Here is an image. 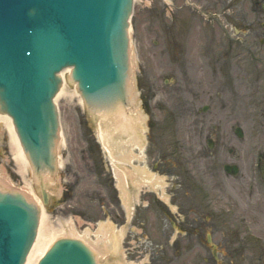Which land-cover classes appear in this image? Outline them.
<instances>
[{
  "label": "rangeland",
  "instance_id": "obj_1",
  "mask_svg": "<svg viewBox=\"0 0 264 264\" xmlns=\"http://www.w3.org/2000/svg\"><path fill=\"white\" fill-rule=\"evenodd\" d=\"M148 5V0H136L131 31L132 57L152 84L150 111L140 122V144H128L126 135L114 136L112 159L100 141V118L85 106L67 72L69 88L57 98L63 134L58 150L60 167L57 175L44 182L49 204H43L32 171L25 177L18 173L4 127H0V172L15 189L25 194L23 189L28 190L32 199L40 200L45 245L72 237L71 224L78 235L92 230L90 242L96 243L95 231L101 224L111 223L115 234L121 236L118 252L97 254L99 264H264L260 260L264 241L257 240H264V216L251 225L241 219L244 211L251 209L248 198L253 182L242 173L229 176L224 171L230 162L243 166V157H255L253 148L264 142L261 135L246 148L234 133L237 126H245L246 138L250 136L258 114L257 107L247 108L242 101L246 82L235 81L233 94L226 65L179 67L174 51L160 52L153 46L159 38L146 30ZM217 45L214 60L224 63L226 57ZM241 51L236 49V53ZM261 55L264 61V47ZM135 111L132 107L127 114L135 115ZM209 139L215 142L213 148L208 146ZM118 145L135 155L131 169H146L162 180L150 183L143 179L139 188L127 180L130 195L126 199L124 182L113 177L117 167H128L119 158ZM190 222L198 224L197 234L185 225ZM240 233L260 245L258 255L248 252L247 259L242 256Z\"/></svg>",
  "mask_w": 264,
  "mask_h": 264
},
{
  "label": "water",
  "instance_id": "obj_2",
  "mask_svg": "<svg viewBox=\"0 0 264 264\" xmlns=\"http://www.w3.org/2000/svg\"><path fill=\"white\" fill-rule=\"evenodd\" d=\"M132 12L133 0H0V111L12 117L39 178L55 170L53 99L64 69L73 68L91 110L121 109L127 98L149 114L152 84L137 58L129 74ZM37 228L36 206L0 187V264H24ZM39 264L97 263L82 241L62 239Z\"/></svg>",
  "mask_w": 264,
  "mask_h": 264
},
{
  "label": "flooded vegetation",
  "instance_id": "obj_3",
  "mask_svg": "<svg viewBox=\"0 0 264 264\" xmlns=\"http://www.w3.org/2000/svg\"><path fill=\"white\" fill-rule=\"evenodd\" d=\"M148 4L145 8L146 30L159 38V41H153V46L160 52L174 51L179 67L211 69L216 63H222L213 57L216 44L217 50L222 48L226 57L222 65L227 66L224 67L228 69V81L233 85V91L236 92L234 84L240 78L242 83L246 82L242 101L247 108L257 107L253 132L247 138L245 134L242 143L247 148L250 142L264 135V61L261 55L264 0H148ZM238 47L242 51L236 53ZM253 149L257 150V156L243 157L244 165H241L242 174L254 184H250L248 201L251 209L244 211V224H253L264 216V142ZM259 180H262L263 188L257 186ZM211 188L217 187L211 184ZM232 192L237 193L233 189ZM186 225L197 234V224L190 222ZM238 241L240 247L243 245L245 259L248 252L258 255L259 244L248 240L242 233ZM262 254L260 260L264 261Z\"/></svg>",
  "mask_w": 264,
  "mask_h": 264
},
{
  "label": "bare ground",
  "instance_id": "obj_4",
  "mask_svg": "<svg viewBox=\"0 0 264 264\" xmlns=\"http://www.w3.org/2000/svg\"><path fill=\"white\" fill-rule=\"evenodd\" d=\"M69 73L71 75L72 69L67 68L63 70L60 75L63 80V83L60 87V90L58 94L56 95V102L57 98L67 93V89L69 88V84L67 82V79L65 78V74ZM71 78V77H69ZM79 94V93H78ZM133 106L128 107L125 110L124 108L117 109L114 111H106V110H99L97 115L98 118H100V131H99V137L100 141L103 144L104 149L106 152L109 153V155L114 159V149L112 141L115 137L119 136H128L130 137L128 144H131L132 146H136L140 144L141 141V127L140 122L142 120L146 119V116L143 115V113L135 111V115H128V111ZM0 127L6 128V130L9 133V148L12 155V159L17 166V171L21 175V177H25V174L28 170H31V164L28 159L27 154L24 152L23 146L20 142L19 136L17 134L16 128L13 124L12 118L8 114H4L3 112H0ZM61 141L63 142V134H60ZM61 142V144H62ZM119 150V158L122 162L127 163L128 167H117L118 172L116 173L117 178L121 179L122 182H124L123 185V195L126 199L129 198L130 191L127 189L126 184L127 180H131L132 183L136 187H140L142 180L147 179L150 183H159L160 180H162L159 177H154L152 173H150L146 169H140L133 167L134 166V157L135 155L130 152V150L124 149L122 146L118 145ZM58 154V153H57ZM60 159V155H58V160ZM60 163V161H59ZM130 165V167H129ZM5 173L0 172V186L5 189H15L11 182L6 180ZM154 185V184H151ZM24 191L28 190L23 189ZM27 194L30 198L31 196ZM32 199V198H31ZM35 202L38 203L39 207L42 210L41 218H40V226L38 230V236L36 238V241L34 243V246L29 254V257L27 259L26 264H38L39 260L42 258V256L48 251V249L53 245L54 242L45 245L44 244V235L41 231L42 226V220H43V208L40 203L39 199H35ZM71 230H70V236L75 237L78 236L79 239L85 241L95 252L96 254H100L102 256L107 255L112 251V253H117L118 248L120 245V238L121 236H117L115 234V229L111 223L109 224H101L100 227L95 231L96 236V243L90 242V236L92 235L93 231L90 229H86L84 232V235H78L77 230L75 229L74 225L71 224ZM38 253H41L42 255L39 258H36V255Z\"/></svg>",
  "mask_w": 264,
  "mask_h": 264
}]
</instances>
